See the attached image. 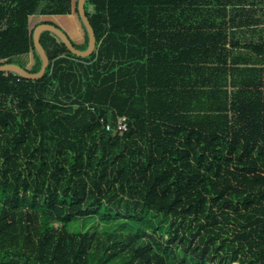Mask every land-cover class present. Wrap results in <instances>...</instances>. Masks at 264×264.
<instances>
[{"label":"trees","instance_id":"trees-1","mask_svg":"<svg viewBox=\"0 0 264 264\" xmlns=\"http://www.w3.org/2000/svg\"><path fill=\"white\" fill-rule=\"evenodd\" d=\"M78 4L0 0V66ZM85 12L0 72V264H264V0Z\"/></svg>","mask_w":264,"mask_h":264},{"label":"water","instance_id":"water-1","mask_svg":"<svg viewBox=\"0 0 264 264\" xmlns=\"http://www.w3.org/2000/svg\"><path fill=\"white\" fill-rule=\"evenodd\" d=\"M85 3L86 0H79L78 8L80 12V16L87 28V31L89 33V46L85 51L78 50L74 47L68 36L59 28H57L54 25L50 24H42L38 26L35 31H34V44L36 51L41 57L42 60V66L39 72L37 73H30L27 72L25 69H23L21 66L16 65V64H5L0 66V72H12L20 75L21 77H24L26 79L30 80H38L41 79L45 73L46 70L49 66V58L48 55L42 46L40 42V36L41 33L44 31H50L54 33L66 46L67 48L76 56L78 57H90L96 50V37H95V32L93 30V27L88 19V16L86 15L85 12Z\"/></svg>","mask_w":264,"mask_h":264},{"label":"built area","instance_id":"built-area-1","mask_svg":"<svg viewBox=\"0 0 264 264\" xmlns=\"http://www.w3.org/2000/svg\"><path fill=\"white\" fill-rule=\"evenodd\" d=\"M9 73V72H8ZM15 75H17V76H20V75H18V74H16V73H14ZM127 118L126 117H121V118H119V120H118V122H117V130L118 131H120V132H123V131H126V129H127ZM106 129L108 130V131H111L112 130V127L110 126V125H107L106 126Z\"/></svg>","mask_w":264,"mask_h":264}]
</instances>
